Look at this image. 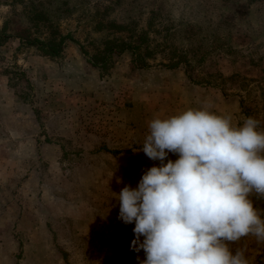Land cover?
Segmentation results:
<instances>
[{
  "label": "rangeland",
  "instance_id": "1",
  "mask_svg": "<svg viewBox=\"0 0 264 264\" xmlns=\"http://www.w3.org/2000/svg\"><path fill=\"white\" fill-rule=\"evenodd\" d=\"M143 34L149 70L129 51L89 61ZM0 36V264H139L116 194L159 164L140 151L150 122L209 101L264 129V0H0ZM237 247L264 264L255 237Z\"/></svg>",
  "mask_w": 264,
  "mask_h": 264
},
{
  "label": "clouds",
  "instance_id": "2",
  "mask_svg": "<svg viewBox=\"0 0 264 264\" xmlns=\"http://www.w3.org/2000/svg\"><path fill=\"white\" fill-rule=\"evenodd\" d=\"M260 123L234 122L209 101L150 122L140 151L159 164L116 194L118 219L135 225L139 264H251L233 245L248 236L264 244V207L256 206L264 201Z\"/></svg>",
  "mask_w": 264,
  "mask_h": 264
},
{
  "label": "trees",
  "instance_id": "3",
  "mask_svg": "<svg viewBox=\"0 0 264 264\" xmlns=\"http://www.w3.org/2000/svg\"><path fill=\"white\" fill-rule=\"evenodd\" d=\"M34 20H37L39 22L47 21L41 12H39L37 18H35ZM116 27H118L119 29H124V26ZM49 28L53 29V32H51V38L45 41H39L37 45L38 49L44 56L56 58L62 51L64 38L59 34V32H57V30L53 28V26H49ZM1 38L3 37L0 36V39ZM147 41H149V38L146 34L137 37V41H131L130 43L123 40H107L103 42V48H101V45L100 47H96V53L92 57H89V61L93 66L101 69V71H107L110 67V62L113 56H117L126 51H129L134 56L133 63L135 67H139L143 70H149L151 68L149 60L152 58L154 52L150 50V46H145ZM28 43L31 44L32 42ZM24 45H26V43H24ZM85 53L88 54V52ZM178 64L179 62H173L172 66L174 67Z\"/></svg>",
  "mask_w": 264,
  "mask_h": 264
}]
</instances>
